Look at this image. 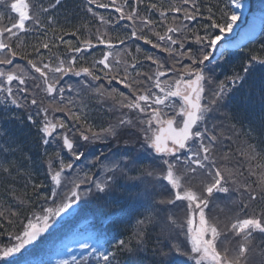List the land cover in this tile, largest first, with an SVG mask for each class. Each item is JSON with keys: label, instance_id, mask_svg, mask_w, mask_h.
<instances>
[{"label": "snow or ice", "instance_id": "snow-or-ice-1", "mask_svg": "<svg viewBox=\"0 0 264 264\" xmlns=\"http://www.w3.org/2000/svg\"><path fill=\"white\" fill-rule=\"evenodd\" d=\"M228 3L236 9L243 7L241 0ZM62 6L63 0H35L29 12L23 0H0V23L10 21L0 26V105L28 110V120L46 146L45 155L54 145L52 151L59 161L57 167L48 164L49 195L41 196L49 205L43 209L45 214L35 216L22 235H15V243L0 250V264H33L32 251L43 234L59 226L57 218L63 220V214L74 215L78 201L115 204L126 211L113 193L119 181L138 168L141 154L150 158L148 167L141 177L128 178L138 179L142 186L137 196L147 204L144 218L137 220L127 241H113L117 251L100 252L96 264H119L118 252L135 254L156 229V264H255L251 256L257 235L264 243V148L257 156V149L245 141L240 151L249 162L247 172L242 164L221 166L217 158L219 153L225 160L232 159L224 147L235 135V129L219 119L225 115L222 106L246 84L257 65L264 68V58L253 55L241 71L225 80L216 79L212 65L217 46L225 34L233 32L240 16L218 9L217 18L211 8L204 15L199 0H176L167 5L156 0H123L119 4L117 0H82L80 7L105 30L97 27L95 33L89 30L85 36L83 26H73L75 30L65 34L78 37L74 44L64 35L48 38L49 30L56 31L54 10ZM101 8L113 10L110 26L99 14ZM170 16L173 23L166 25ZM201 20L207 22L201 24ZM157 23L165 34L157 32ZM33 31L45 37L43 42L32 45L31 52L27 46L18 48L17 42L22 37L27 42ZM57 39L67 46L66 53L52 51L59 47ZM144 45L169 55L149 52ZM41 47L48 52H41ZM120 53L125 58L118 60ZM223 54L221 50V57ZM22 60L27 61L23 67ZM72 77L77 78L75 82ZM93 100L114 118L99 125L90 123ZM258 131L264 144V119ZM121 141L126 145L122 151L102 152L89 159L92 145L111 148L113 142ZM253 159L261 161V174L250 183L255 174ZM20 167L24 165L0 161V180L11 183ZM93 169L98 171L93 173ZM77 170L83 172L82 177ZM28 175L31 178V172ZM44 187L32 185L37 195ZM10 191L23 208L26 200L16 189ZM226 208L234 215L222 219L220 213ZM181 212L187 226L181 221ZM196 216L198 225L193 227ZM81 247L97 251L86 242Z\"/></svg>", "mask_w": 264, "mask_h": 264}, {"label": "trees", "instance_id": "trees-1", "mask_svg": "<svg viewBox=\"0 0 264 264\" xmlns=\"http://www.w3.org/2000/svg\"><path fill=\"white\" fill-rule=\"evenodd\" d=\"M248 1L254 3L257 0ZM34 2L35 0H28L29 12H31V6ZM104 2H109V0H104ZM122 2L123 0H117L118 4ZM156 2L158 4L167 5L169 3L175 4L176 0H156ZM199 2L201 3V11L204 15L208 14L207 10L209 8H211L216 14L217 18H219L218 9L234 11L231 4L228 3V0H199ZM81 3L82 0H63V6L54 10L56 19L53 27L56 31L53 32L49 30L48 38H51L54 35L56 37L64 35L65 39H71L75 44L78 37H72L65 34L75 30L73 26H83L81 31L84 32L85 36L88 35L89 30L95 33L97 27H99L101 31L105 30L104 26L100 24L98 19L93 20L90 14L84 12L80 7ZM98 12L104 16L105 20H109V17L113 15V10L111 8H101ZM115 15H118V13ZM141 15L143 16L145 13L142 12ZM155 18L159 21L158 12ZM9 22L10 21L6 19L3 23H0V26ZM206 22L207 21L203 20L200 21L201 24ZM28 23L29 26H31L30 21ZM172 23L173 21L170 16L165 24L172 25ZM192 24L193 27H196V22H192ZM110 25L111 21L109 20V26ZM156 30L160 34H165V29L161 27L159 23L156 25ZM124 31H130V29L122 30L120 34L123 35ZM262 36L263 37L260 40L252 42L247 48L245 47L241 50L233 51L231 56L223 63L217 62L212 65L215 70L217 81L230 78L234 72L241 71L242 66L247 64L253 55L264 58V33ZM151 38L154 41L156 40L155 35ZM44 39L45 37L41 35L40 32L33 31L27 35V42L25 41V38L22 37L21 40L17 42V47L23 49L27 46L28 51L31 52L32 45L42 43ZM138 43L143 44V41ZM56 44L59 47L52 49L54 53L59 54L68 51L67 46L59 39L56 40ZM143 47L149 52L158 53L164 57L169 55L167 52H160L159 49H152L150 45H144ZM192 47H195V45H192ZM132 50L134 51V49ZM41 52L47 53L48 49L41 47ZM32 55L35 56V53H32ZM60 58L62 59L63 55H60ZM116 58L119 60L125 57L123 56V53H120ZM20 63L23 67L27 64V61L22 60ZM169 66H171V63ZM71 79L75 82L77 78L72 77ZM202 103H204L203 100ZM91 110L94 112L96 120H89V122L95 125L105 123L114 118L112 113L101 108L94 100L91 102ZM222 111L225 115H221L219 119L229 128H234L235 135L233 136V139L225 141L224 147V152H227L232 159L225 160L223 156L218 153V162L221 163V166L227 165L228 167H239L242 164L243 170L247 172L249 162L247 157L240 151L241 148L245 147V141L252 144L253 147L257 149V156L260 155V149L264 148V144H261L262 138L258 131L260 122L264 119V68L257 65L256 70L248 77L246 84L238 90H235L229 96L228 100L222 106ZM12 112H17L19 114V117L15 121H12L10 118ZM55 115L58 118L63 117V113H56ZM11 125H15V129L12 131L14 139L16 140L17 137L20 138L22 136V149L17 148L20 146H17V141L12 142L10 140L9 136L11 137V135L8 132L4 133V128L6 126L10 127ZM97 131H99V128H97ZM52 147H54V145L48 147V155L46 156V146L40 141L35 126L28 120V110L23 108L17 109L10 104L7 105V107L0 105V161H11L13 166L19 164L24 165V167L19 168V174H16L15 172L13 173L11 183H5L0 180V213H3V216H0V250L5 247H10L15 243V235L18 233L22 235V229L27 226L29 221L35 222V216L45 214L43 209L49 205L45 203L41 196L49 195V188L47 185L50 181L45 179L48 164L51 162L53 167H57L59 162L55 153L52 151ZM125 147L126 145L122 141L119 143L113 142L111 148L105 144H100L98 146L92 145L89 149V159L95 158V156L100 155L102 152L106 154L118 153ZM15 150L19 152V155ZM141 155L139 156L140 164L138 168L134 169L133 172H129L128 177H131V175H133V177H139V172H143L148 167L150 158ZM65 159H68L66 155ZM250 163L251 167L255 169V174L250 177L251 183L258 181L261 174L258 165L261 161L253 159ZM77 171H79V174L82 177L83 172L80 170ZM97 171L98 170L93 169V173ZM29 172H31V178H29ZM128 177L119 181V187H117L113 193V199L118 201L119 204H123V208L126 209V211H122L121 208L115 204L106 206L102 202L82 200L79 203L78 211L74 216L64 220L57 218L60 221L59 226H54L49 232L43 234L41 240L32 251V256L34 258L33 264H49L47 260L55 253L59 242L63 240L65 236L70 234L69 228L74 224L79 225L80 221H88L90 225L88 224L87 227H92L97 233L98 238H105V243L109 248L108 251H117L113 241L119 239L127 241L132 237L136 230V222L138 219L144 218L145 209L147 207L146 202L142 201L137 196V193L142 190V187L135 183L131 185L130 182H128ZM33 184L45 185V187L40 190V195H37L33 190ZM256 186L257 185L253 183V187ZM11 189H16L17 195L26 200V204L23 208L18 207L17 202L10 191ZM237 199H239L238 194ZM229 207L231 208L232 206L229 205ZM250 211L251 210L249 209V212ZM12 212H15L16 215H11ZM119 213H121V215L118 219H114V216ZM180 215V218H185L183 212H181ZM126 220L125 227H122L123 222ZM158 231V229L151 231L146 240L145 246L138 249L135 254L118 252L117 260L119 261V264H156L158 249L154 247L153 241L157 239ZM135 244L136 241L132 240V246H135ZM255 244L256 251L252 254L251 259L254 260L255 264H261V261H264V243L261 242L258 235ZM182 259L184 258L177 257V260ZM82 262H85V264H96V257H89L82 260ZM76 264H81V262ZM101 264H103V262H101Z\"/></svg>", "mask_w": 264, "mask_h": 264}, {"label": "rangeland", "instance_id": "rangeland-1", "mask_svg": "<svg viewBox=\"0 0 264 264\" xmlns=\"http://www.w3.org/2000/svg\"><path fill=\"white\" fill-rule=\"evenodd\" d=\"M23 2L28 4L27 0H23ZM241 3L243 5L242 8L239 9L234 8V11L240 16V19L237 21V24L234 26L233 32L225 34V39L221 41L220 44L217 46V51L215 53V56L216 59H220L221 61H225V59L227 58V57H221L220 55L221 50H223L224 53L223 55H225L231 49L237 47L240 48L244 47L250 41L256 39L261 34V31L264 27V2L259 6V9H257V12L254 14H252L248 4H246L243 1H241ZM249 30L253 31V34L250 35L251 38L248 34ZM86 111L88 110L86 109ZM13 117L14 119H17L18 115L14 114ZM90 120H96V116L94 115V112L92 110L90 112ZM10 132H11V128L9 127L8 133ZM11 141L12 142L15 141L14 136H11ZM139 174H140L139 177H141L142 172H139ZM131 177H133V175H131ZM128 182H130L131 185H133V183L139 185L138 179H128ZM140 187L142 186L140 185ZM80 202L81 201L77 202L78 206ZM77 205H74V207H77ZM121 205L123 206V204ZM221 207H224V205H221ZM217 211L219 212V210ZM226 214L234 215V213L229 212L228 209L226 208L224 213H220L221 218L223 219ZM120 215L121 213L114 216V219H118ZM69 217L71 216L68 215L66 218ZM123 217H124V213H123ZM181 221L187 226L186 218H181ZM126 222L127 220L123 222L122 227H125ZM79 223H80L79 225L74 224L69 228L70 234L68 236H65L64 239L59 242L55 254L47 260L49 264H59L60 261H68V264H73V262L79 263L88 257H94L99 255L100 252H105L109 250V248L106 246L105 241L99 240V238L97 237V233L94 231V229L90 226L87 227L88 224L90 225L88 221H80ZM193 223H195L194 227L198 225V221H195V219L193 220ZM180 238L183 240L185 237L183 234H181ZM85 242L88 243L89 245H92L97 251L93 253L89 249L82 248L81 244ZM153 244L154 247L157 248V239L153 241ZM189 246H190V242H189Z\"/></svg>", "mask_w": 264, "mask_h": 264}, {"label": "bare ground", "instance_id": "bare-ground-1", "mask_svg": "<svg viewBox=\"0 0 264 264\" xmlns=\"http://www.w3.org/2000/svg\"><path fill=\"white\" fill-rule=\"evenodd\" d=\"M249 36L253 34V31L249 30ZM248 37V36H247Z\"/></svg>", "mask_w": 264, "mask_h": 264}, {"label": "water", "instance_id": "water-1", "mask_svg": "<svg viewBox=\"0 0 264 264\" xmlns=\"http://www.w3.org/2000/svg\"><path fill=\"white\" fill-rule=\"evenodd\" d=\"M70 212H71V210H70ZM67 214H63V216H66Z\"/></svg>", "mask_w": 264, "mask_h": 264}]
</instances>
